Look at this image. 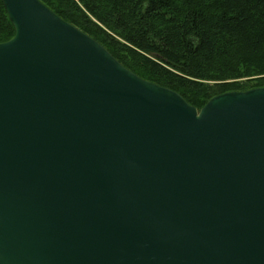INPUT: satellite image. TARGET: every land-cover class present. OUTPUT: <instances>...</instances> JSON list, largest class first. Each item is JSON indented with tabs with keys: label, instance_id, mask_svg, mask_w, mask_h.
Returning <instances> with one entry per match:
<instances>
[{
	"label": "water",
	"instance_id": "obj_1",
	"mask_svg": "<svg viewBox=\"0 0 264 264\" xmlns=\"http://www.w3.org/2000/svg\"><path fill=\"white\" fill-rule=\"evenodd\" d=\"M2 1L0 264H264V86L199 109Z\"/></svg>",
	"mask_w": 264,
	"mask_h": 264
},
{
	"label": "trees",
	"instance_id": "obj_2",
	"mask_svg": "<svg viewBox=\"0 0 264 264\" xmlns=\"http://www.w3.org/2000/svg\"><path fill=\"white\" fill-rule=\"evenodd\" d=\"M142 78L201 109L264 86V0H41ZM15 27L0 0V42Z\"/></svg>",
	"mask_w": 264,
	"mask_h": 264
}]
</instances>
